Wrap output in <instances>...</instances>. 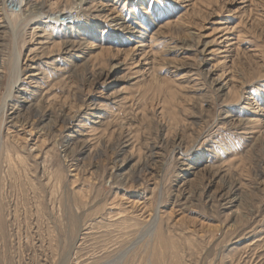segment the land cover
I'll use <instances>...</instances> for the list:
<instances>
[{
  "label": "rangeland",
  "instance_id": "rangeland-1",
  "mask_svg": "<svg viewBox=\"0 0 264 264\" xmlns=\"http://www.w3.org/2000/svg\"><path fill=\"white\" fill-rule=\"evenodd\" d=\"M0 264H264V0H0Z\"/></svg>",
  "mask_w": 264,
  "mask_h": 264
},
{
  "label": "bare ground",
  "instance_id": "bare-ground-1",
  "mask_svg": "<svg viewBox=\"0 0 264 264\" xmlns=\"http://www.w3.org/2000/svg\"><path fill=\"white\" fill-rule=\"evenodd\" d=\"M13 10H16V8H17V3L16 2H14L13 3ZM120 23V22H119ZM119 23H117V25L119 24ZM125 27V26H124ZM72 46V45H71ZM17 49V48H16ZM20 50V49H19ZM15 80L13 81V83H12V85L10 84V86H11V88H10V90L8 91V94H7V96H6V100H7V98H9V97H11L12 96V90H13V86H15L18 82H19V74H20V58H19V51H17V50H15ZM21 76V75H20ZM6 100H5V103H6ZM4 108V107H3ZM61 116V115H60ZM158 212H159V208H158V210H157ZM157 212V213H158ZM156 219L157 218H155V222L153 223V225H152V227H151V232H150V234H152V233H154L155 232V229H156ZM153 235V234H152ZM141 239H142V237H141ZM140 240V238L137 240V241H135L133 244H132V246L131 247H129L127 250H126V254L138 243V241ZM122 255L124 254V253H121ZM125 254V255H126ZM122 255H119L120 257H122ZM120 257H118L117 258V260H121L122 258H120ZM120 258V259H119Z\"/></svg>",
  "mask_w": 264,
  "mask_h": 264
},
{
  "label": "water",
  "instance_id": "water-1",
  "mask_svg": "<svg viewBox=\"0 0 264 264\" xmlns=\"http://www.w3.org/2000/svg\"><path fill=\"white\" fill-rule=\"evenodd\" d=\"M125 252H126V251H125ZM125 252H123V253H124L123 255L120 254V255H122V257L118 256V257L122 258L121 260H123V258L125 257V254H126ZM120 258H119V259H120Z\"/></svg>",
  "mask_w": 264,
  "mask_h": 264
}]
</instances>
